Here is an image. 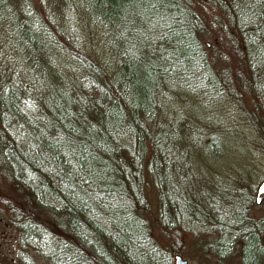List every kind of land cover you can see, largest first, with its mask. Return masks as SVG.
<instances>
[{"label": "trees", "instance_id": "obj_1", "mask_svg": "<svg viewBox=\"0 0 264 264\" xmlns=\"http://www.w3.org/2000/svg\"><path fill=\"white\" fill-rule=\"evenodd\" d=\"M4 43L0 264H173L184 236L195 264H264V210L201 177L170 109L231 98L264 156V0H0Z\"/></svg>", "mask_w": 264, "mask_h": 264}, {"label": "rangeland", "instance_id": "obj_2", "mask_svg": "<svg viewBox=\"0 0 264 264\" xmlns=\"http://www.w3.org/2000/svg\"><path fill=\"white\" fill-rule=\"evenodd\" d=\"M70 24L78 31V25L75 22H71ZM10 47L6 46L5 43L1 44L0 65H15L16 61L13 58L15 55L13 50H9L11 49ZM176 95L177 97L172 100L171 112H176V108L179 109V112H182L181 114L178 112V114L181 116L185 114L194 124L195 128L201 131L198 136V148L195 151L197 153V155L195 154V165L201 177L211 183L215 181L218 185L223 184V186L229 189L243 186L254 195L255 186L260 179L264 156L260 152L259 141L247 124L244 109L228 97H222L218 101L204 107L203 103H201L203 99L197 98V94L184 95L178 93ZM167 109L168 105L165 103L164 112ZM168 113L170 116V110ZM215 131L225 136L226 139L229 137L230 140L228 141L229 147L226 152L220 157L212 159L203 152V146L204 144L207 146L211 134ZM235 131H238L240 134L239 138L233 134ZM201 134H204V136L202 137ZM204 149H206L205 146ZM256 203L252 206V213L254 215L264 210V198L261 197ZM183 241H185V249L180 255L186 259V264H195L193 245L189 237L184 236ZM0 245L5 253L11 255L13 232L8 226L2 229Z\"/></svg>", "mask_w": 264, "mask_h": 264}, {"label": "water", "instance_id": "obj_3", "mask_svg": "<svg viewBox=\"0 0 264 264\" xmlns=\"http://www.w3.org/2000/svg\"><path fill=\"white\" fill-rule=\"evenodd\" d=\"M261 197L264 198V178L260 179L256 184L254 191V201L258 202ZM172 258L173 264H186V259L183 258L179 253H174Z\"/></svg>", "mask_w": 264, "mask_h": 264}]
</instances>
